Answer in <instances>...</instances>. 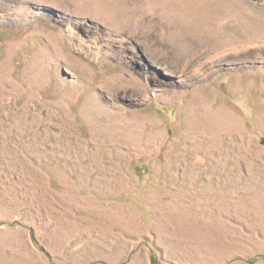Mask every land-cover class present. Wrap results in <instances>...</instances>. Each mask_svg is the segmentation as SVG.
Instances as JSON below:
<instances>
[{
  "label": "rangeland",
  "instance_id": "obj_1",
  "mask_svg": "<svg viewBox=\"0 0 264 264\" xmlns=\"http://www.w3.org/2000/svg\"><path fill=\"white\" fill-rule=\"evenodd\" d=\"M0 264H264V0H0Z\"/></svg>",
  "mask_w": 264,
  "mask_h": 264
},
{
  "label": "bare ground",
  "instance_id": "obj_2",
  "mask_svg": "<svg viewBox=\"0 0 264 264\" xmlns=\"http://www.w3.org/2000/svg\"><path fill=\"white\" fill-rule=\"evenodd\" d=\"M15 6L17 7L16 9L15 8H13V10H17V11H19L20 13H18L17 14V16H15L14 18H18V19H15V20H17V21H21V19L24 21V22H28L29 20H30V17H31V15H29L28 14V8L26 9H24L23 8V6H24V4H21L20 3V5L18 6V5H16L15 4ZM35 16H37V15H34L33 17H35ZM1 17L3 18V19H5L2 15H1ZM33 17H31V18H33ZM13 18V19H14Z\"/></svg>",
  "mask_w": 264,
  "mask_h": 264
}]
</instances>
